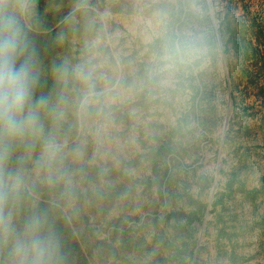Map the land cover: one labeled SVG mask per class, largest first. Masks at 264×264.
Here are the masks:
<instances>
[{
	"label": "rangeland",
	"instance_id": "1",
	"mask_svg": "<svg viewBox=\"0 0 264 264\" xmlns=\"http://www.w3.org/2000/svg\"><path fill=\"white\" fill-rule=\"evenodd\" d=\"M158 11L196 44L165 87L146 75ZM22 25L34 98H56L58 68L73 96L89 63L126 91L99 135L69 110L62 179L36 175L39 148L13 153L17 229L46 216L54 264H264V0H29Z\"/></svg>",
	"mask_w": 264,
	"mask_h": 264
},
{
	"label": "clouds",
	"instance_id": "2",
	"mask_svg": "<svg viewBox=\"0 0 264 264\" xmlns=\"http://www.w3.org/2000/svg\"><path fill=\"white\" fill-rule=\"evenodd\" d=\"M28 14L29 0H0V257H6L4 264H54L57 243L47 217L33 213L20 229L14 223L28 190V177L23 169L9 170L8 162L18 149H25V158L31 160L39 148L36 175L49 185L54 177L62 179L65 143L59 133L69 110L81 129L94 127L99 135L126 89L103 65L89 63L74 69L73 96L66 91L65 70L58 68L54 73L60 85L56 98H34L39 71L32 56L25 55L22 21ZM144 24L146 41L153 45L147 79L165 87L195 56L196 44L189 35L173 30L163 11L153 13ZM75 154L80 155L79 149Z\"/></svg>",
	"mask_w": 264,
	"mask_h": 264
}]
</instances>
